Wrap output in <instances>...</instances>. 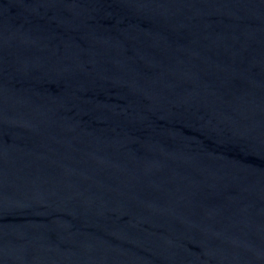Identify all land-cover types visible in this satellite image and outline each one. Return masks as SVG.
Returning a JSON list of instances; mask_svg holds the SVG:
<instances>
[{
    "label": "water",
    "instance_id": "obj_1",
    "mask_svg": "<svg viewBox=\"0 0 264 264\" xmlns=\"http://www.w3.org/2000/svg\"><path fill=\"white\" fill-rule=\"evenodd\" d=\"M0 264H264V0H0Z\"/></svg>",
    "mask_w": 264,
    "mask_h": 264
}]
</instances>
